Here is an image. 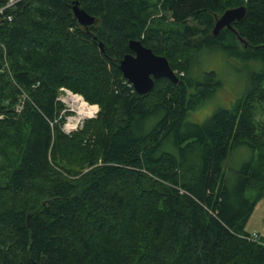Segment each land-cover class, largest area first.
<instances>
[{
    "label": "trees",
    "instance_id": "trees-1",
    "mask_svg": "<svg viewBox=\"0 0 264 264\" xmlns=\"http://www.w3.org/2000/svg\"><path fill=\"white\" fill-rule=\"evenodd\" d=\"M73 1L0 13V264H264L246 229L264 197V0H77L95 17L88 30ZM238 6L234 32L214 35ZM130 40L166 57L178 81L137 94L119 69ZM206 47L260 68L196 123L190 112L221 85L214 71L193 74ZM60 87L99 107L68 135ZM242 146L250 157L234 171Z\"/></svg>",
    "mask_w": 264,
    "mask_h": 264
},
{
    "label": "rangeland",
    "instance_id": "rangeland-1",
    "mask_svg": "<svg viewBox=\"0 0 264 264\" xmlns=\"http://www.w3.org/2000/svg\"><path fill=\"white\" fill-rule=\"evenodd\" d=\"M8 2L9 1L7 0L4 6L2 7L7 6ZM248 68L259 69L260 64L257 62H245L239 59L238 57L227 53L226 51H222L221 48L206 47L205 49H203L195 58L193 64V74L199 76L204 71H214L217 74L221 85H219V87L210 97H207L197 108L190 112L188 117L189 121L203 123L215 109L228 108L232 102H234L241 94L244 93L249 83V76L247 73ZM60 88L58 91V96H60L59 98L64 99L65 92L63 93ZM68 90L71 91L70 89ZM71 92L77 95H81L80 93H76L73 91ZM83 99L85 100L84 97ZM79 100L81 101V99ZM64 104L67 106L66 103ZM65 109V111H69L70 114L68 115H70V117L76 115V106H74L73 111L71 106L65 107ZM68 115H66V118L69 117ZM59 116L63 119L60 124L61 128L63 126L62 124L64 122V119L66 120V118H64L65 114L62 113H60ZM255 117L256 121L258 120L260 126V124L264 122V102L256 104ZM90 118H86L85 120ZM83 125L84 123L82 124V127ZM249 157L250 152L247 147L242 146L235 149L233 151L231 160L229 161L230 167L234 171L239 170V168H241V166L244 165L246 161H248ZM263 213L264 197L257 202L253 213L251 214V217L248 220L247 229L248 231H251L253 229H259L263 234L261 236L264 237V221L262 220Z\"/></svg>",
    "mask_w": 264,
    "mask_h": 264
},
{
    "label": "water",
    "instance_id": "water-1",
    "mask_svg": "<svg viewBox=\"0 0 264 264\" xmlns=\"http://www.w3.org/2000/svg\"><path fill=\"white\" fill-rule=\"evenodd\" d=\"M71 13L79 26L88 30L95 23V17L87 13L74 0L71 5ZM244 6L226 9L216 18L212 33L217 35L223 28L234 32L232 23L243 18ZM103 45L100 42L99 48ZM130 53L125 54L119 62V69L124 79L133 87L137 94L143 95L150 92L155 80L166 78L171 82H177L179 77L170 67L166 57L155 54L150 48L145 47L139 40H130L128 43Z\"/></svg>",
    "mask_w": 264,
    "mask_h": 264
},
{
    "label": "built area",
    "instance_id": "built-area-1",
    "mask_svg": "<svg viewBox=\"0 0 264 264\" xmlns=\"http://www.w3.org/2000/svg\"><path fill=\"white\" fill-rule=\"evenodd\" d=\"M8 4L7 6H10L11 4H13L16 0H8ZM5 6V7H7ZM3 12V7L0 8V13ZM5 18H7L8 20L11 19V16L10 15H7ZM61 91H63V93L65 92V95H64V99H61L59 98L60 96L57 97V99L62 102L64 108L61 110L60 113L62 114H65V117L66 118V115L70 114L69 111H65V107H69L71 106L72 107V111L74 109V105H73V100H75L73 97H82L81 95H77V94H74L72 93L71 91H69L68 89L62 87L60 88ZM83 98V97H82ZM86 104H88L89 106L87 107V109L90 110V112H88L87 114H85L84 116H80V111L79 112H76V115L70 117V115H68L69 117L66 118V120L64 119V122H63V126L61 127L62 131H64L66 134H71L77 130H79V128L82 127V124L84 123L85 119L86 118H94L96 115H97V112L99 110L98 106L97 105H92L90 103H88L87 101H85ZM66 103L67 106L64 104ZM93 107V108H92ZM21 106H17V110H20ZM92 108V109H91ZM248 238L249 239H252L253 241H256L258 242L259 244L261 245H264V237L261 236L258 232H251L249 235H248Z\"/></svg>",
    "mask_w": 264,
    "mask_h": 264
},
{
    "label": "bare ground",
    "instance_id": "bare-ground-1",
    "mask_svg": "<svg viewBox=\"0 0 264 264\" xmlns=\"http://www.w3.org/2000/svg\"><path fill=\"white\" fill-rule=\"evenodd\" d=\"M8 8V7H7ZM6 8V9H7ZM5 14V13H4ZM3 16V15H2ZM4 18V17H3ZM75 100H73V105L76 106L77 110L76 112L80 111V116H84L85 114H87L88 112H90L89 109H87V107L89 106L88 104H86L85 100L82 97H73ZM78 99V100H77ZM81 99V101L79 100ZM93 108V107H92ZM91 108V109H92Z\"/></svg>",
    "mask_w": 264,
    "mask_h": 264
},
{
    "label": "crops",
    "instance_id": "crops-1",
    "mask_svg": "<svg viewBox=\"0 0 264 264\" xmlns=\"http://www.w3.org/2000/svg\"><path fill=\"white\" fill-rule=\"evenodd\" d=\"M247 229V228H246ZM248 230V229H247ZM253 231H256V232H258L259 234H261V235H263L262 233H261V231L258 229H253V230H251V231H249V232H253Z\"/></svg>",
    "mask_w": 264,
    "mask_h": 264
}]
</instances>
